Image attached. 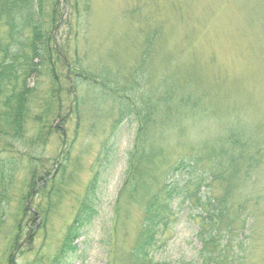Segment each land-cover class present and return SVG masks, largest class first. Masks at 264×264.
<instances>
[{
	"label": "rangeland",
	"instance_id": "374dc122",
	"mask_svg": "<svg viewBox=\"0 0 264 264\" xmlns=\"http://www.w3.org/2000/svg\"><path fill=\"white\" fill-rule=\"evenodd\" d=\"M77 2L83 13L72 50L82 57L86 71L95 76L105 68L110 74L139 77L145 63L142 73L151 78L147 89L157 88L162 77L180 68L205 86L209 100L204 118L173 121L151 137L163 147L165 163L179 158L190 143L212 147L227 133H241L243 159L236 177L229 182L219 176L223 171L216 172L214 182L210 178L208 188L196 196L200 202L176 204V224L149 249L152 264H264V0ZM72 6H64L62 20L74 26ZM61 33L70 30L61 27L58 41ZM51 80L47 74L31 79L37 99L26 143L10 147L0 140V264H138L131 251L144 206L138 198L120 197L136 124L118 123L117 106L101 95L99 84H79L70 97L68 82L61 79L66 90L62 113L70 119L64 128L54 117L58 107L48 101L56 87ZM37 116L40 122H34ZM41 125L47 129L38 141ZM111 144L119 162L106 173L102 159ZM32 172L41 178L30 197ZM211 197L215 208H201ZM86 204L95 212L88 222L82 209ZM25 207L32 212L38 207V214L34 224L30 219L23 223L19 236ZM214 209L225 212L218 216ZM216 216V227L208 224ZM73 226L79 235L71 236L74 249L69 250L64 244ZM201 234H211L212 241Z\"/></svg>",
	"mask_w": 264,
	"mask_h": 264
},
{
	"label": "trees",
	"instance_id": "16d2710c",
	"mask_svg": "<svg viewBox=\"0 0 264 264\" xmlns=\"http://www.w3.org/2000/svg\"><path fill=\"white\" fill-rule=\"evenodd\" d=\"M69 5H73L76 11L74 26L69 20H62L64 6L68 8ZM82 13L77 0H0V140L10 147H13L14 143H26L27 135L29 136L28 123L32 118L31 109L37 99V88L31 83V79L47 74L52 83L58 86V90L62 89L59 95L56 94L59 93L55 90L56 87L51 90L48 101L58 107L57 115L54 117L61 121L64 128L70 119L62 113V91L66 90L64 85H61V79L68 82L67 93L70 97L78 92L79 84L90 88L99 84L101 95L112 98L117 106L118 123L127 121L126 124L130 126L136 124V137L132 150L127 154V171L120 197L126 196L130 200L138 198L139 202L143 203V219L131 257L135 263L152 264L148 258L149 249L159 237L176 224L179 208L176 204L191 203L194 199L200 202L201 198L196 196L208 188L205 183L210 178L211 182H214L216 172L223 171L219 176L222 174L221 177H227V181L236 177L239 161L243 159V149L240 148L241 133L236 131V134H231L232 136L227 133L226 139L222 136L215 143L216 146L212 147H207L204 143L198 145L190 143L189 150L172 163H165L163 147L152 141L151 137L159 135L173 121L180 122L185 118L197 121L204 118L209 100L205 86L196 76L184 75L180 68L176 69L175 73L162 77L157 88L147 89L151 78L149 74L142 73V70L146 71L145 63L139 68L141 72L139 77L123 76L117 71L110 74L105 68L99 75L94 76L92 71H86L78 52L72 50V46H77ZM61 27H67L70 33L66 35L61 33L63 38L58 41L57 32ZM158 33L160 34L159 31ZM142 59H148L146 53ZM154 91H157V95ZM150 92L154 93L153 98L149 95ZM77 100L78 98H75L74 102L78 103ZM33 118L34 122L42 120L38 116ZM76 119L79 125V116H76ZM46 129V125H41L36 137L38 141L41 139L42 131ZM49 130H52V127H49ZM64 137L66 138V135ZM66 157L67 155L64 158ZM220 160L227 165L221 166L218 162ZM118 162V150L111 144L103 154L101 168L108 173ZM215 162H218L219 166H216ZM209 163L212 164V168ZM32 174L34 176L30 178L27 186L31 192L30 197L41 178L36 172ZM93 185L94 182L91 183L89 191ZM205 200L201 208L206 210L215 208L211 204L217 203L214 198ZM89 204L82 206L84 220L87 222L95 214ZM37 209L32 212L24 208L18 223L19 236L26 220L30 219L28 223L34 224ZM216 212L218 216H222L225 211ZM218 216L213 219L209 217L208 224L213 223L216 227ZM75 223L81 222L78 219ZM33 232L31 231V235ZM77 235L79 234L76 227H71L64 248L70 246L69 250H73L71 236ZM201 236H204L206 241H212L213 238L211 234Z\"/></svg>",
	"mask_w": 264,
	"mask_h": 264
}]
</instances>
